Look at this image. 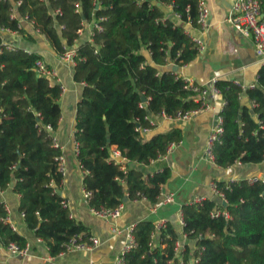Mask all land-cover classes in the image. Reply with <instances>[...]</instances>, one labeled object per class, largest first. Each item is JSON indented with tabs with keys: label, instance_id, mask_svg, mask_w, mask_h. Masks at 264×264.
<instances>
[{
	"label": "trees",
	"instance_id": "1",
	"mask_svg": "<svg viewBox=\"0 0 264 264\" xmlns=\"http://www.w3.org/2000/svg\"><path fill=\"white\" fill-rule=\"evenodd\" d=\"M98 2L95 9L94 0H0V29L33 42L34 37L18 27L20 19L27 17L57 56L66 48L75 49L72 78L83 88L76 106L74 140L77 162L85 172L82 183L89 208L113 209L124 199L156 205L170 171L145 175L139 166L164 156L170 143L180 142L181 133L173 129L147 138L141 129L153 128L148 116L162 112L174 116L199 105L182 78L159 71L168 62L180 67L197 57V46L184 25L189 22L197 28L198 0ZM167 5L180 15V22L166 15ZM56 9L61 14L54 16ZM93 21L101 30L94 29L89 41H80L78 32ZM2 42L0 32V190L11 186L19 196L27 229L54 257L71 238H89L87 228L73 219L57 192L63 176L56 158L62 151L54 146L52 133L61 118L62 88L36 74L34 63L42 60L41 55L17 47L8 50ZM215 87L224 105L219 114L222 134L213 145L214 164L229 168L263 163L264 65L254 88L245 91L250 108L241 104V90L231 82L217 81ZM113 148L126 159L124 166L111 159ZM215 183L225 206L204 199L181 209L182 234L194 242L193 251L187 245L176 251L179 235L170 223L157 231L152 221H141L133 231L136 247L124 255V263L190 264L193 259L194 264H264V183ZM215 210L228 217H212ZM6 216L0 203L1 243L5 248L10 243L25 248L26 240L4 222Z\"/></svg>",
	"mask_w": 264,
	"mask_h": 264
},
{
	"label": "crops",
	"instance_id": "2",
	"mask_svg": "<svg viewBox=\"0 0 264 264\" xmlns=\"http://www.w3.org/2000/svg\"><path fill=\"white\" fill-rule=\"evenodd\" d=\"M204 1L210 11L206 31L200 32L191 25L184 26L188 35L202 42V49L197 57L180 67L168 62L159 67V71H172L180 78L191 79L201 86L209 85L213 79L223 82L238 81L244 87L255 84L262 64L255 55L253 42L251 38L236 31L227 21L234 0ZM163 9L167 16L171 15L167 6ZM23 28L34 37L33 42L24 41L20 36L8 33H3L2 36L17 48L41 55L47 67L55 71L56 78L51 83L62 88L59 100L61 118L57 130L52 135L62 151L66 168L57 191L66 200L73 219L82 223L87 228L89 237L97 239L99 244L90 251L51 257L45 244L39 242L34 232L27 229L18 208L19 196L14 194L10 187L4 191L0 190V203L4 204L8 211L7 224L13 225L15 233L26 240L28 253L25 256L13 255L0 241V264H119L117 257L125 244L123 231L131 224L147 220L152 221L154 225L161 222L170 223L179 235L178 243L187 245L190 251H193L194 242L182 234V207L198 198L213 199L210 184L215 181L231 182L264 176V162L220 168L206 159L204 152L207 139L216 124L215 117L219 118L223 108V100L218 95L210 99L211 109L200 112L188 121L151 117L155 127L145 134L147 138L173 129H178L181 133L180 142L175 144L169 154L149 165L139 166L145 175L165 168L170 171V178L161 189V194H172V203L156 206L144 199H124V210L119 218L105 220L95 216L84 196L82 181L85 172L77 162L74 140L76 106L81 98L83 85L73 81V67L59 59L43 36L35 34L27 23L23 24ZM82 30L80 41H89L90 29L87 23ZM240 101L249 108L252 106L245 92Z\"/></svg>",
	"mask_w": 264,
	"mask_h": 264
},
{
	"label": "built area",
	"instance_id": "3",
	"mask_svg": "<svg viewBox=\"0 0 264 264\" xmlns=\"http://www.w3.org/2000/svg\"><path fill=\"white\" fill-rule=\"evenodd\" d=\"M47 2L48 0H44ZM95 3V9L99 8V2L98 0H94ZM17 6L20 5V1L16 3ZM167 8L171 11V16L173 15V18L180 22V15L177 13L172 12V6L167 5ZM79 11V5H76V12ZM61 12L59 9H56L53 12V15H60ZM16 15L12 14V18H15ZM210 21V11L205 3L204 0H198V15L196 19L197 29L200 32L206 31V29L209 26ZM227 21L233 26V28L238 31L241 35L247 38H251L253 45H254V51L255 55L262 65H264V9H263V3L261 0H234V3L231 7L230 15L227 18ZM27 23L30 27H32L35 34L40 35L38 30L34 28V24L32 21H28L27 17L20 19V24L18 25L19 28L23 27V24ZM85 24V23H84ZM191 25L189 22H187L184 26ZM57 27V24H55ZM84 26V25H83ZM87 26L90 29V38L92 37L93 30H101L100 25L97 21H93L92 23H87ZM62 29L63 27H58ZM83 30H80L78 32L79 36L81 35ZM0 32L2 33H8L9 35H17L15 33H10L8 31H5L3 29H0ZM190 36V35H189ZM191 37V36H190ZM192 41L196 44L198 51L202 49V42L195 37H191ZM90 40V39H89ZM2 44L6 47L8 50L14 49L16 46L11 43V41H5L3 38ZM76 52L74 48H66L63 55L59 56V59L66 63L67 65H70L74 68L76 62H75ZM35 72L38 76H44L48 77L51 80L56 78L55 71L47 67V65L43 62V60H37L34 63ZM182 80L185 83V88L189 91L194 93V101L198 103V107L195 109H191L188 111H178L174 116H167L163 112L159 114L158 116H155V118H162L166 120H180V121H188L191 120L193 117L198 115L200 112L206 111L208 109H211L210 105V99L214 96L220 95V91L215 87V84L217 80L213 79L209 85H198L194 81L188 78H182ZM232 85L240 88V98L243 94L242 92H245L247 89L254 88L255 84L249 85L248 87L242 86L238 81H232ZM224 105V101H223ZM149 122L151 127H155V123L152 120L150 116H148ZM47 129L50 131V127H47ZM151 131V128H143L141 129V133L143 135L149 133ZM222 134V126H221V118L219 117L216 120V124L211 131L208 139H207V145L205 148L204 155L206 159L213 162V145L218 140L220 135ZM54 139V138H53ZM54 146L57 148H60L57 141L54 139ZM175 146L174 143H170L166 149V154L164 156L159 157V159L165 157L167 154L171 152L173 147ZM111 159L115 161L117 164H122L123 166L126 164V159L122 158L120 153L113 148L111 152ZM56 160L59 163V170L62 173V176L65 175L66 168H65V159L63 155L56 158ZM153 162V161H152ZM214 163V162H213ZM237 165H240L239 163ZM122 170L125 171V168L122 167ZM262 181L264 183V176L262 177H251L249 180H247L249 183H254L256 181ZM211 193L214 199L218 201L219 204L225 203L223 194L218 190L217 185L215 182L210 184ZM84 192V196L88 199V193ZM204 201L202 198L195 199L191 201L188 205L191 204H201ZM173 202V196L172 194H160V198H158V203L156 204H169ZM65 205V204H64ZM6 212L8 213L7 209L5 208ZM124 210V204L121 203L117 207L113 209H99V210H93L91 209V212L102 219L105 220H111V219H117L121 216L122 212ZM22 214V213H21ZM219 215H223L225 218L228 217L227 213L220 210H215L211 212L212 217H217ZM23 216V214H22ZM4 222H8L7 216L4 219ZM136 224L129 225L123 232L125 235V244L123 248L121 249L117 261L119 264H125L124 263V255L130 251L131 249L136 247V242L134 239L133 231ZM166 225L165 222L158 223L155 225V229L159 231L161 228H163ZM181 225L183 228V220L181 221ZM12 231L15 232V227L13 225L10 226ZM39 242H42L40 239H38ZM99 244L98 240L89 237L87 241H82L80 237H74L71 238L65 245H64V251L61 254H69V253H75V252H83V251H90L92 248L96 247ZM183 248L182 245H180L178 242L176 244V251H179ZM7 251L13 255L16 256H25L28 253L27 246L25 248H19L15 243H10L7 247ZM194 260L192 259L189 263L194 264Z\"/></svg>",
	"mask_w": 264,
	"mask_h": 264
},
{
	"label": "water",
	"instance_id": "4",
	"mask_svg": "<svg viewBox=\"0 0 264 264\" xmlns=\"http://www.w3.org/2000/svg\"><path fill=\"white\" fill-rule=\"evenodd\" d=\"M142 101L145 102V99L142 98ZM215 119L217 120L218 119V116L215 117ZM11 187V186H10ZM58 192V191H57ZM214 199V198H213ZM223 205L225 206V203H223Z\"/></svg>",
	"mask_w": 264,
	"mask_h": 264
}]
</instances>
